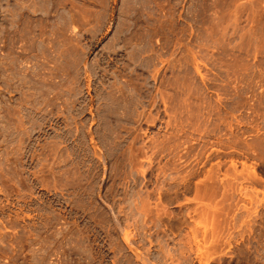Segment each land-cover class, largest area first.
Here are the masks:
<instances>
[{"label": "rangeland", "instance_id": "374dc122", "mask_svg": "<svg viewBox=\"0 0 264 264\" xmlns=\"http://www.w3.org/2000/svg\"><path fill=\"white\" fill-rule=\"evenodd\" d=\"M0 264H264V0H0Z\"/></svg>", "mask_w": 264, "mask_h": 264}]
</instances>
